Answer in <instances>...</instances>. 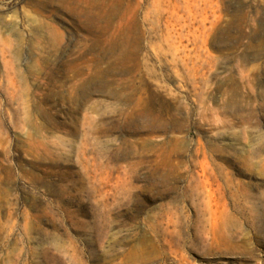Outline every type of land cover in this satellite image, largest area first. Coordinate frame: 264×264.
Returning a JSON list of instances; mask_svg holds the SVG:
<instances>
[{"label": "rangeland", "instance_id": "rangeland-1", "mask_svg": "<svg viewBox=\"0 0 264 264\" xmlns=\"http://www.w3.org/2000/svg\"><path fill=\"white\" fill-rule=\"evenodd\" d=\"M0 264H264V0H0Z\"/></svg>", "mask_w": 264, "mask_h": 264}]
</instances>
